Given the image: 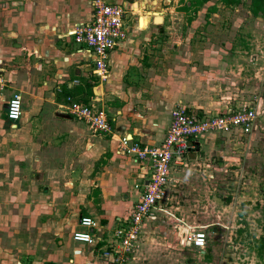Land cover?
Listing matches in <instances>:
<instances>
[{"label":"rangeland","instance_id":"1","mask_svg":"<svg viewBox=\"0 0 264 264\" xmlns=\"http://www.w3.org/2000/svg\"><path fill=\"white\" fill-rule=\"evenodd\" d=\"M166 7L163 31L149 41V66L130 78L141 98L160 102L168 99L169 92V98L177 100L174 107L200 106L210 115L246 105L256 110L258 118L251 133L210 137L199 150L189 152L181 165L173 166L168 197L150 212L153 219L146 224L129 264H264V18L252 15L251 0L230 5L222 0H170ZM54 118L66 120L59 113ZM3 120L0 170L6 166L12 175L0 179L19 181L14 170L25 162L21 124L12 125L5 114ZM90 130L80 140L59 141L57 152L48 147L47 130L40 128L41 138L32 137V142L44 143V166L56 167L61 174L50 176V168L44 167L43 177L38 178L32 176L35 167H31L23 175L43 193L54 188L59 198L30 189L25 194L0 193V200L9 199L11 205L0 206V226L9 223L15 234L10 224L18 217L22 223L23 201L44 203L54 196L62 199L59 211H66L72 194L64 183L80 164L88 167L78 158L84 141L97 135ZM23 211L29 216L28 209ZM45 228L31 225L27 232L33 235ZM197 232L206 234L204 248L185 241L188 233Z\"/></svg>","mask_w":264,"mask_h":264},{"label":"crops","instance_id":"2","mask_svg":"<svg viewBox=\"0 0 264 264\" xmlns=\"http://www.w3.org/2000/svg\"><path fill=\"white\" fill-rule=\"evenodd\" d=\"M107 1L125 9L127 36L110 53L108 76L100 80L91 73L92 56L87 52H77V45L68 34L91 19L89 0H0V81L3 83L0 126L5 123L3 116H6L7 102L14 94H20L22 114L11 124H21L22 130L19 131L24 138L22 142L25 140L24 148L22 146V160L25 162L20 163V170H14L19 181L0 179V193L18 190L25 194L30 189L40 195L53 193L59 198L54 188L43 193L38 184L31 185V180L26 181L23 174L31 167H35L32 176L38 178L43 177L41 168L44 167L50 168V176L57 173L56 167L44 166L41 158L42 151H45L42 150L44 143L38 146L32 142V137L41 138L40 128L47 130L50 136L48 147L53 146V151L57 152L62 139L80 140L86 130H90L82 120L63 112L60 106L66 103L67 96L102 107L107 116H112L108 118L114 130L112 138L97 133L84 141L85 148L78 159L85 161L90 168L80 164L73 170L72 178L65 181L68 193L72 194V203H66V211H59L63 202L54 196L50 202L44 203L22 200V223L18 217L10 224V227L14 226L15 234L11 232L9 223L8 226L3 223L6 227L0 226V264H111L102 252L117 244L114 231L125 225L148 172V166L143 162L115 154L117 140L127 135L142 144L154 146L162 141L170 124V113L177 100H171L169 92L166 94L168 99L160 102L141 98V92L130 81L149 66V41L163 31L165 16L162 10L168 9L166 6L170 0ZM187 108L198 115H210L200 106L189 105ZM58 113L66 116L64 122L53 119ZM60 128L66 132L57 131ZM218 135L224 134L200 138L197 150L210 137ZM10 175V170L3 166L0 178ZM0 206L8 209L10 200H0ZM26 209L29 216L27 211H23ZM152 214L143 222V238L146 224L153 219ZM82 216L91 217L96 222L94 244L73 240V233L80 229L79 218ZM31 225L37 229L45 225L46 231H36L32 235V232H27Z\"/></svg>","mask_w":264,"mask_h":264},{"label":"built area","instance_id":"3","mask_svg":"<svg viewBox=\"0 0 264 264\" xmlns=\"http://www.w3.org/2000/svg\"><path fill=\"white\" fill-rule=\"evenodd\" d=\"M92 8L91 19L75 27L68 34L77 45V52H87L92 56L91 73L100 80L108 76V58L126 36V12L116 3L107 0H89ZM77 82V81H76ZM3 83L0 81V91ZM63 112L82 120L93 132L112 138L114 130L105 110L94 102L83 103L72 96L60 106ZM22 114V98L14 94L6 104V117L16 122ZM170 124L162 141L154 146L145 145L127 135L117 140L115 154L143 162L148 167L147 177L142 182L141 191L125 225L114 231L116 245L103 250L102 256L111 264H126L130 256L139 248L142 226L145 218L155 205L167 198L168 183L173 166L181 165L184 157L197 150L198 140L207 135L240 133L247 135L256 127L257 113L250 106L230 109L214 115H198L177 104L170 113ZM80 229L73 233V240L85 244L96 241V222L88 216L79 218ZM185 241L195 247L206 246L204 232L188 233Z\"/></svg>","mask_w":264,"mask_h":264},{"label":"trees","instance_id":"4","mask_svg":"<svg viewBox=\"0 0 264 264\" xmlns=\"http://www.w3.org/2000/svg\"><path fill=\"white\" fill-rule=\"evenodd\" d=\"M227 5L235 4L238 0H222ZM251 13L253 16L264 18V0H251ZM86 101V100H85Z\"/></svg>","mask_w":264,"mask_h":264}]
</instances>
